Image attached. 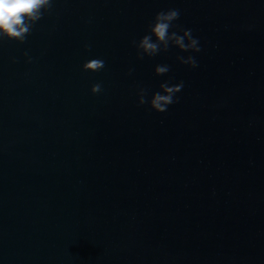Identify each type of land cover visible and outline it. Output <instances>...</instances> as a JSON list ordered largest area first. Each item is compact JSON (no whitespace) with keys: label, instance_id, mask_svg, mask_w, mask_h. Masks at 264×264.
Here are the masks:
<instances>
[{"label":"water","instance_id":"water-1","mask_svg":"<svg viewBox=\"0 0 264 264\" xmlns=\"http://www.w3.org/2000/svg\"><path fill=\"white\" fill-rule=\"evenodd\" d=\"M169 9L202 51L138 59ZM0 264H264V0H53L0 40Z\"/></svg>","mask_w":264,"mask_h":264},{"label":"clouds","instance_id":"clouds-1","mask_svg":"<svg viewBox=\"0 0 264 264\" xmlns=\"http://www.w3.org/2000/svg\"><path fill=\"white\" fill-rule=\"evenodd\" d=\"M53 7V0H0V40H14L21 44L26 42V38L31 34L33 27L40 21L46 13ZM180 18L179 9H169L158 12L149 23L147 32L138 41L133 40L132 45L136 49L137 58L143 60L146 56L156 57L161 53H167L171 48L179 49L183 53H200L199 38L192 34L191 29H185L178 25L176 21ZM90 49V45H86ZM28 57V52L24 53ZM176 59L180 64L187 65L192 69L198 68V62L194 55H178ZM15 62V60H13ZM31 63V57H28ZM85 72H100L105 68V61L93 58L86 61L83 66ZM133 69H129L131 76ZM156 76H165L170 71L167 64H158L155 67ZM184 88V82L172 83L165 80L159 85V90L151 95L149 100L148 91L139 87L137 95L139 104H149L150 108L158 113H165L168 108L179 102V93ZM93 95L102 92L100 83H95L91 87Z\"/></svg>","mask_w":264,"mask_h":264}]
</instances>
